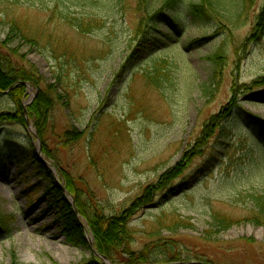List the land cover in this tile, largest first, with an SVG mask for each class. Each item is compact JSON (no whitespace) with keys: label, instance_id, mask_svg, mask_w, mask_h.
I'll use <instances>...</instances> for the list:
<instances>
[{"label":"rangeland","instance_id":"374dc122","mask_svg":"<svg viewBox=\"0 0 264 264\" xmlns=\"http://www.w3.org/2000/svg\"><path fill=\"white\" fill-rule=\"evenodd\" d=\"M245 1L236 25L187 20L167 41L166 25L150 32L140 26L134 0L105 10L68 5L71 13L102 18L105 28L88 35L63 25L51 0H0V17H13L43 48L67 47L84 75L77 93L55 92L63 98L42 114V135L27 116L39 89L27 83L25 126L0 125V145L7 138L15 146H0V216L9 223L0 232V264H141L96 251L91 221L105 229L123 215L128 236L120 249L147 258L145 264H165L169 249L180 260L264 264V227L250 221L251 197H264V100L257 95L264 85L252 88L264 78V30L255 31L263 0ZM200 38L207 40L191 46ZM160 40L166 45L151 43ZM222 43L225 63L213 73L206 58ZM13 48L15 62H29L45 86L55 85L57 60L25 43ZM162 59L170 63V79L158 89L143 72ZM204 85H212L208 94ZM0 93V114L12 113L7 93ZM218 115L220 128L211 124ZM71 127L82 133L74 143L64 141ZM39 168L47 181L32 174ZM161 175L167 189L143 201ZM49 183L81 227V245L66 240V219ZM212 215L232 227L212 229Z\"/></svg>","mask_w":264,"mask_h":264},{"label":"trees","instance_id":"16d2710c","mask_svg":"<svg viewBox=\"0 0 264 264\" xmlns=\"http://www.w3.org/2000/svg\"><path fill=\"white\" fill-rule=\"evenodd\" d=\"M55 5L54 16L61 22L63 25L75 30L78 34L88 35L94 32L100 31L105 28V23H102V18L93 17L90 14H74L69 12L68 5H74L83 3L89 7L97 6L99 9H106L112 6H120L124 3V0H51ZM135 6L133 11L135 14L139 15V24L142 27H150L147 32L154 31L160 25H166V33H162V36L165 40H173L180 35L183 31V26L187 22L190 23H201L208 21L212 18L216 19L220 25L226 23L229 26H234L237 24V19H239L241 13L246 10V1L245 0H134ZM236 8V9H235ZM169 12V14L167 13ZM224 15H221V13ZM245 14V13H243ZM242 14V15H243ZM6 17H0V25L4 27V39L0 41V92L8 91L7 97L11 101L13 106L12 113L6 112L0 114V125H9L11 123H17L21 126H25V120L23 116L22 109V100L24 96L25 87L23 85H16L20 83H27L33 87L39 89V94L34 103L27 106V116L32 120L35 125L37 134L42 135L43 132V115H49V112L52 110V107L55 104L61 102L63 95L69 96L70 91L74 93L79 89V83L84 79V75L81 72L82 64L79 59L75 57V53L69 52L67 47L61 46L58 48L57 53L55 50L48 47H41V43L35 38V35L30 32L26 27L20 25L13 17L4 15ZM257 22L255 25V31L264 30V0L262 7L257 16ZM143 29V28H142ZM143 41L142 43L146 46L149 44L148 40L145 39V33H142ZM151 36V35H150ZM207 39L200 38L199 40L193 41L191 46H196L203 44ZM155 42V43H154ZM151 43L156 46L157 44L166 45L164 41H154ZM160 42V43H159ZM28 44L31 47L35 48L36 53L42 56L44 59H55L57 60L58 68L60 74L55 77V85H46V82L43 81L38 75V70L35 66L31 65L29 62L19 64L15 62V51L13 46L18 44ZM51 47V46H49ZM59 54V55H55ZM62 60V62H61ZM206 61L211 66L213 73L221 70L225 63V47L223 43L217 47L207 58ZM170 65L167 60H157L153 61L151 68L143 72V76L148 80L150 84L154 87L160 89L163 83L169 82V72L166 70V67ZM82 78V79H81ZM213 85V84H212ZM209 85H204V93H209ZM264 85V78L253 83L252 88L256 89ZM45 89L43 90L44 87ZM60 90L63 95H56V91ZM258 95V99L264 100V92H261ZM220 115L213 117L211 124L216 128H220L219 118ZM41 125V127H40ZM64 139V141L70 140L71 142H77L81 136V132L71 127ZM208 129V127H206ZM70 136V137H69ZM7 142L1 144L2 148L9 146L15 148L11 144V141L5 138ZM204 146V145H203ZM25 155V154H24ZM202 156V155H201ZM4 154H0V166L4 162ZM200 157V156H199ZM25 159H31L26 152ZM21 163H16V168L21 167ZM43 168V167H42ZM40 169V168H39ZM34 169L32 174L36 177L41 178L44 181H47V175L40 169L36 171ZM33 176V175H32ZM163 178V179H162ZM165 175H161L156 184L149 187L143 194V201H148L151 196L167 189L169 181H165ZM164 180V182L162 181ZM50 184V183H49ZM50 192H52V198L54 203L57 206H61L62 213L66 222L64 224V234L66 240L70 242L72 240L73 245H81L83 240V233L81 227L77 225V221L70 212V207L60 202V190L57 188H52L50 184ZM67 190L69 193H74V191L67 185ZM251 201L253 204V217L250 219L252 223L256 226L264 227V197L252 196ZM146 205V204H145ZM78 208V207H77ZM70 212V213H69ZM127 214V213H125ZM6 217L0 216V232L7 233L9 223L5 220ZM93 226L91 231L95 241L96 251L100 255L106 254H115V256H124L130 261H140L141 264L147 263L148 259H144L137 254H125L121 251L120 247L128 236V231L126 229V221L124 215L122 217L113 218L110 221L106 222L104 225L105 229H102L99 225L95 223L94 220L91 221ZM75 225V226H74ZM232 223L227 219H223L216 215L211 216V228L214 230H226L232 227ZM76 240V241H75ZM174 253L171 250H166L163 252L162 257L168 256L167 262L170 263H185V262H196L202 264H210L207 261H202L199 259L195 260H180L177 259ZM15 264V262H14Z\"/></svg>","mask_w":264,"mask_h":264},{"label":"water","instance_id":"95a60500","mask_svg":"<svg viewBox=\"0 0 264 264\" xmlns=\"http://www.w3.org/2000/svg\"><path fill=\"white\" fill-rule=\"evenodd\" d=\"M20 85H23V86H25L26 88H29V86L27 85V84H25V83H20ZM7 92H4V93H2V94H6ZM1 94V93H0ZM99 257V256H98ZM99 258H102V257H99ZM103 259V258H102ZM104 260V259H103ZM187 264H192V263H187ZM193 264H195V263H193Z\"/></svg>","mask_w":264,"mask_h":264},{"label":"bare ground","instance_id":"6f19581e","mask_svg":"<svg viewBox=\"0 0 264 264\" xmlns=\"http://www.w3.org/2000/svg\"><path fill=\"white\" fill-rule=\"evenodd\" d=\"M89 241H91V238L89 237Z\"/></svg>","mask_w":264,"mask_h":264}]
</instances>
